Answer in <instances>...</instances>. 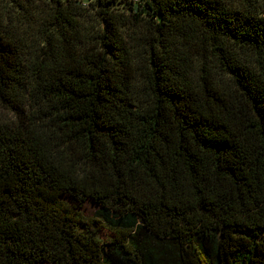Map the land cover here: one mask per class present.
Wrapping results in <instances>:
<instances>
[{
  "label": "trees",
  "instance_id": "16d2710c",
  "mask_svg": "<svg viewBox=\"0 0 264 264\" xmlns=\"http://www.w3.org/2000/svg\"><path fill=\"white\" fill-rule=\"evenodd\" d=\"M0 264H264V0H0Z\"/></svg>",
  "mask_w": 264,
  "mask_h": 264
},
{
  "label": "rangeland",
  "instance_id": "374dc122",
  "mask_svg": "<svg viewBox=\"0 0 264 264\" xmlns=\"http://www.w3.org/2000/svg\"><path fill=\"white\" fill-rule=\"evenodd\" d=\"M65 201H69V199H65ZM96 209L97 207L91 202H86L82 207V211L87 217H91Z\"/></svg>",
  "mask_w": 264,
  "mask_h": 264
},
{
  "label": "built area",
  "instance_id": "2783aa9c",
  "mask_svg": "<svg viewBox=\"0 0 264 264\" xmlns=\"http://www.w3.org/2000/svg\"><path fill=\"white\" fill-rule=\"evenodd\" d=\"M89 1H93V0H89Z\"/></svg>",
  "mask_w": 264,
  "mask_h": 264
}]
</instances>
